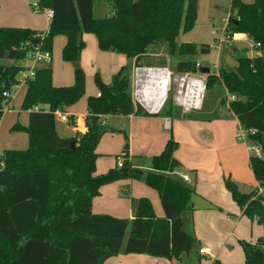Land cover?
<instances>
[{"label":"trees","instance_id":"16d2710c","mask_svg":"<svg viewBox=\"0 0 264 264\" xmlns=\"http://www.w3.org/2000/svg\"><path fill=\"white\" fill-rule=\"evenodd\" d=\"M37 1L42 9L53 12L43 49L51 52L54 37L66 35L65 60L80 59L84 33L95 34L101 50L124 54L131 61L150 57L160 46L169 57H194L211 48L208 44L177 42L182 31L194 26L196 0H105L112 13L99 18L94 15L95 0ZM231 9L236 17L229 19L226 32L248 35L261 54L239 57L235 69L208 72L205 89L209 92L218 85L235 96L229 109L247 132L249 142L261 151V156H250L257 189L244 193L230 179L226 184L243 215L264 227V0H232ZM40 34L31 28L0 27V59L24 62L40 43ZM206 69L194 59L175 63V71L181 74ZM22 70L21 63L0 64V116L8 103L3 93L17 83ZM52 77L50 67L38 68L21 105L22 110L30 111L29 123L23 126L17 122L12 127L28 135V147L4 151L0 264H104L120 254L181 260L198 243L184 230L182 218L193 209L196 190L172 176L181 167L174 156L178 142L173 136L164 150L152 157L153 171L145 173L128 160V136L124 133L126 145L117 156L125 158L123 167L96 174V148L101 138L121 132L105 124L104 117L152 115L132 99V68L123 66L109 84L96 75L100 96L88 99L87 131L69 138L58 134L55 113L66 111L84 96V72L76 68L75 83L66 87L54 86ZM176 110L170 95L159 115L174 116ZM123 179L143 180L156 189L164 216L158 217L152 202L144 197L132 199L131 219L94 214L92 202L100 195V188ZM240 245L245 264H264V236L256 243L241 240Z\"/></svg>","mask_w":264,"mask_h":264},{"label":"crops","instance_id":"0c3cea01","mask_svg":"<svg viewBox=\"0 0 264 264\" xmlns=\"http://www.w3.org/2000/svg\"><path fill=\"white\" fill-rule=\"evenodd\" d=\"M36 1L37 0H0V27L31 28L41 33L47 31L50 27L53 14L49 13L48 9H41L38 12H34L32 5ZM103 11L105 13L108 12V10L106 9ZM229 19L224 29L225 38L224 39L220 38V43L224 41L225 43H228V44L235 43V45H232V47H234L237 51H239L243 49L242 45L246 44L245 42H248V39H249L251 44L254 46V43L246 34L237 33V34L228 35V33L226 32V28H227ZM82 38L85 43V46H84V49L82 51V55L80 58V66L83 67L84 70H86L87 72L86 74L89 76L88 77V87L90 91L88 93L89 94L88 98L87 97L83 98L77 104L66 108V112L68 113L69 118H70L69 122H62L59 118H57L56 126H57L58 134L64 138L73 137L75 135H81L87 131L86 117L88 115V99L90 97H97L99 93L98 87L97 88L96 86L93 87L94 85L93 81H94V78L96 80L97 74L100 76V78L105 84H109L113 80L114 76L119 72V70L123 66H130L132 70L134 71V60L132 61L129 60L124 54L107 52V51L101 50L98 45V38L95 34L84 33ZM67 41H68V38L66 35L60 34L56 36V39L53 41L52 51H51L52 53L51 62L52 63L56 62L57 57L59 58L61 48L67 44ZM177 42L179 44L194 43V42L181 41L180 35L177 38ZM158 50H159V53L157 52V54H152V56L153 55L154 56L163 55V57L166 58V62H164V64L162 65H159L158 67H168L171 70V67L169 64H167V61L169 63L170 62L176 63L175 60L180 61V60L192 59V57H186V56H183V58H181L180 56L169 57L167 53L165 52L164 46H160L157 49H155V51H158ZM222 51L221 53L217 54V63L215 64V66L217 67V73L226 67H230L231 69L237 68L238 59L241 56L239 55L238 58L235 60V57L230 56L228 53L222 54ZM260 54L261 52L258 51L257 55L255 56H258ZM55 56H56V59H55ZM148 59L149 57L147 58V60ZM144 61H146L145 58L142 59L143 65H144ZM21 65L28 66L29 64L26 63V64H21ZM198 65L202 66V64H199V63ZM40 67H50V66L42 64L40 65ZM52 74H53V71H52ZM72 80H73V71L71 70V68H68L64 75L60 76L59 74H56V75H53L52 77L53 85L56 87L71 86L73 85ZM23 88H26L25 89L26 90L25 94H26L27 88H28L27 85L21 84L18 87V90L21 91ZM174 104L176 106V109H177L176 112L178 114L180 112L184 114L191 112V111L186 112L185 109H183L182 106L177 102L176 98H175ZM200 105H201V101L198 102L197 107L193 109L199 110ZM179 110L181 111L179 112ZM11 111L12 109H10L9 112ZM159 113H150L152 114L150 116L109 115V116L104 117L103 122L113 127V125H115L113 119H116V118L125 119L124 126L125 128L129 130L128 132H129L130 141H131L130 142L131 149L134 152L133 155H136V154L141 155L139 151L143 150L144 152L145 150L146 153L151 154L154 157L156 155H159L164 150L169 140L168 133L172 129H174V124L172 122L171 117H165V116L159 115ZM29 115H30V111H29ZM229 115L232 118L233 116H235V114L232 111H230ZM235 118L237 117L235 116ZM166 120L170 121L169 126H166ZM225 121L227 120L219 119L213 123H215L217 130L222 131L223 127L225 128V126L227 125V122ZM238 122L239 121L237 119L236 123ZM28 123H29V117L27 121L21 123V125L26 126L28 125ZM213 123L212 122L211 123L202 122L200 124H197L195 122L193 123L189 122L188 120H182V121L177 120L175 124V128L177 129L182 125L183 126L191 125V124L198 125L199 139L209 142L214 139L213 134L208 129ZM238 125H240V123H238ZM116 129H119V128H116ZM108 134H114V133H108ZM0 143H2V145H0V151H2L3 150L2 148H4L3 152L9 149L22 150L28 147L29 139L26 133L13 131V134H11L10 138L5 141V143L7 144L6 147H4V143L1 142V140H0ZM135 144H137L138 146L134 148ZM135 150H137L138 153H136ZM96 152L98 154V157L96 159V174H102V172L105 173L109 169L117 167V166H114V163L112 161L107 160L108 163L106 162L107 163L106 164L104 158H102V156H104L107 153V143L103 145L98 144L96 148ZM205 152H208L209 154L205 155L204 158L201 160L198 159V161H194V160L187 159L183 155H180L178 151H176L174 156L181 163V167L177 169L176 171H174L172 173V176H175L179 180L183 181L185 184H188L189 182L192 181V178L189 173H185L183 171L186 170V167H189L188 168L189 171H191L197 179L196 191L198 190L199 192L204 194V196L210 197L209 195L211 194L212 191L209 190L208 185L211 184L212 186H214L215 183L217 184V186L220 185V182H219L220 181L219 180L220 179V168L217 165V163L213 160L214 157L212 155L214 154L212 153V151L206 150ZM115 156L117 157L118 155H115ZM128 160L131 162L134 168L141 169L145 173L153 171L151 168V163L148 167L140 164L139 162L134 163L133 159H131L130 157V154L128 156ZM200 162H202L203 164H201ZM197 171H199V173ZM183 175H188L189 180L185 181L182 177ZM133 180L134 179H127V181L119 180V181L102 186L100 188V195H98L97 197L93 199L92 212L94 214H109L111 216L118 217V218H130V219L133 218L132 199H135V198L131 197L132 198L131 200L129 198H126L128 194L131 195V194H134L133 192H135V188L133 186ZM139 181L140 182L138 183L140 184H138L139 188L137 190L140 192V194L136 196L138 198H142V197L148 198L153 204L155 214L158 217H163L165 213H164V209L161 204L160 196L158 195L156 196L150 191L142 190L143 187H145L143 185H147V184L143 180H139ZM205 181L207 183H205ZM131 185L133 186V188ZM258 187H259V184L257 182L256 189ZM195 196L196 195H194L192 199L193 209L191 211H186L182 215L183 227H184V223L186 222L185 218H186L187 213L195 211V206H194ZM219 206H222V205L220 204ZM241 215L244 217L242 211H241ZM237 221L235 220L236 224H237ZM225 226H226V223H224L223 220H209L205 222L204 225H198V226L196 225L195 236L199 242V247L197 248V252L199 248L201 247H209L212 253L211 257H213V260L210 262V264H215V262L217 261L222 264H238L233 260V255L231 252L236 251V253L238 254L240 253V251L243 252L242 247L240 245V241L245 240V241H249L252 243H256L259 237L264 236V235L259 236L257 240L255 241L253 240V236H252L250 240H248V238H246L245 236L233 235L231 231L230 232L227 231ZM198 256L200 257L199 254ZM182 263L184 264V255L182 256L181 260L177 261V260H168V259L160 258V257H154V256L147 255V254H128V255L120 254L118 256L107 259L104 264H182ZM188 264H191V262L188 261ZM244 264H245V257H244Z\"/></svg>","mask_w":264,"mask_h":264},{"label":"rangeland","instance_id":"374dc122","mask_svg":"<svg viewBox=\"0 0 264 264\" xmlns=\"http://www.w3.org/2000/svg\"><path fill=\"white\" fill-rule=\"evenodd\" d=\"M231 1L232 0H196L197 12L194 26L190 31H182L180 33L181 41L194 42L198 45H201L203 43L212 45L210 46L211 48L208 53H199L198 55L192 57V59L197 60L199 64H202L204 68L209 69L213 74L215 72L217 73V67L215 66V64L217 63V54L221 53L222 50V54L228 53L230 56L235 57V60L238 58L239 55L254 58L259 51L251 44L249 39L248 42H245L246 44L242 45L243 49L239 51L232 47V45H235V43L228 44L225 43V41L220 43V38H225L224 29L226 27L228 19L236 17V12L232 11L231 9ZM242 1L246 3H251L254 0ZM105 9L108 10V12L105 13L103 11ZM111 12L112 7L107 1L95 0L94 15L96 17H104L105 15L111 14ZM55 39L56 36L54 37L53 41ZM65 46L66 45L61 48L59 58L57 57L56 59L55 56V63L51 62V64L47 63L45 65L50 66L53 71V75L59 74L60 76L64 75L68 68H71V70L73 71V84L75 83L76 68L80 67L83 70L85 79V94L78 101L80 102L83 98H88V93L90 91L88 87L89 76L86 74V70H84V68L80 66V59L78 61H70L64 59L63 50ZM157 52L159 53V50L154 51L153 54H157ZM180 57L183 58V56ZM145 59L146 61H144V64L150 66L152 65L154 67H158L159 65H162L164 64V62H166V58H164L163 55H151L148 60L147 58ZM177 61L178 60H175V62ZM20 63L26 64L28 62L0 59V64L4 65H15ZM167 64L170 65L171 70L173 71V78H176V76L184 75L175 71V63H169L167 61ZM226 68L228 69L230 67ZM207 76V73L200 70L195 74L191 73L188 78L203 81L204 87L206 88ZM93 84V87L96 86L97 88L95 78ZM187 85V82L181 83L179 80H173L171 89L169 90V93L167 95V102L170 95L172 96L173 103L175 101V97L179 95V92L185 95V92L188 89ZM25 89L26 88H23L21 91H19L17 88V91L12 96L9 106H7V108L12 109V111L9 112V110L8 112H5L0 121V140L4 143V147L7 146L5 141L10 138L11 134H13V125L17 122L21 124L27 121L29 117V111L21 109L23 97L26 91ZM227 96L230 98L231 94H229L226 90H224L221 86L218 85L212 91L209 92H207L205 89V91L203 92V97L201 98V105L199 107V110L191 109V112L187 114H184L180 112L181 110H179V114L177 113L174 116H170L174 124V129H172L168 133V138L173 136L174 140L178 142V148L176 151H178L180 155H183L189 160L198 161V159L201 160L204 158L205 155L209 154L208 152H205L206 150H211L214 154L212 155L214 157L213 160L217 163L220 168V185L217 186L216 183L214 184V186H212L211 184L208 185L209 190L212 191L209 195L210 197L204 196V194H202L198 190L196 191V196L194 198L195 211L187 213L185 218L186 222L184 223V230L187 231L189 234H192L196 238V225H204L205 222L209 220H223V222L226 223L225 228L227 229V231H231L233 235L245 236L246 238H248V240H250V238L253 236V240L255 241L259 236L264 235V227L259 225L256 220H251L250 218L245 216L243 217L241 215L240 207L233 200L232 195L229 189L227 188L226 184V181L230 179L239 187L240 191L244 193H249L257 187V180L252 170L250 161V156L256 155L254 151L252 153L249 152L247 147L248 145L252 144L249 142L247 136H242L241 126L238 125L239 122L236 123L237 118H235V116H233L232 118L229 115L231 110L229 109L230 101L227 99ZM222 99L226 100L225 104L221 103ZM196 100L197 102L199 101L198 97H196ZM195 107H197L196 104ZM182 108L184 109V107ZM219 119L227 120L225 121L227 122V125L225 126V128L223 127L222 131L217 130L215 123H213ZM113 120L115 123L113 127L119 128L121 132L114 134L107 133L101 138L99 145L107 143V153L102 156V158H104L105 160V163H108V161H112L114 163V166H117L118 159L115 155H119L123 152L126 145L124 133H126L128 136L129 154L131 159H133L134 163L139 162L140 164L148 167L151 163L153 155L146 153L145 150L144 152L143 150L139 151L141 155H133L134 152L131 149V141L128 132L129 130L124 126L125 119L116 118ZM177 120H188L189 122H195L197 124H200L202 122H212L213 124L208 129L213 134L214 139L209 142L205 140H200L198 134V125H182L176 129L175 124ZM0 145H2V143H0ZM136 146L138 145L135 144L134 148ZM2 149L4 150V148ZM135 151L136 153H138L137 150ZM121 159L124 160L125 158L121 157ZM200 163L203 164L202 162ZM188 168L189 167H186V170L183 171L185 173H189L192 178V181L189 182L187 185L195 188L196 190L197 179L195 175L191 171H189ZM197 172L199 173V171ZM123 181H127V179H123ZM138 182H140L138 179L133 180L135 192H133L134 194L131 195L128 194L129 197L127 196L126 198H129L130 200L132 199L131 197H134L135 199L138 198L136 196L140 194V192L137 190L139 188L138 184H140ZM205 183L207 182L205 181ZM143 186L145 187H143L142 190L150 191L154 195L159 196V193L156 189L148 187L147 185ZM220 204L222 206H219ZM235 220H238L237 224L235 223ZM128 235L129 233L126 234V237ZM198 247L199 242L194 246L191 252L184 254V264H188V261H190L191 264H210V262L213 260V257H211L212 255L209 257H199L197 252ZM231 253L233 255V260L236 263L244 264V255L242 251H240L239 254L236 253V251Z\"/></svg>","mask_w":264,"mask_h":264},{"label":"built area","instance_id":"2783aa9c","mask_svg":"<svg viewBox=\"0 0 264 264\" xmlns=\"http://www.w3.org/2000/svg\"><path fill=\"white\" fill-rule=\"evenodd\" d=\"M34 12L40 11L42 8L38 1L34 2L32 5ZM48 12L53 14V12L48 9ZM49 35V30L42 32L40 34V43L35 45L33 49L28 53L27 59L25 61L28 62V66H23V70L20 73L19 79L17 83L12 87L10 91H6L3 93L6 101L8 103L5 105L3 109V114L0 116V121L5 112H8L10 108L9 106L13 94L16 92L17 88L20 86L19 84H25L28 86V82L32 80L40 65L50 63L52 60V53L50 50L43 49V42L45 38ZM260 45H258L259 47ZM191 73H184L183 76H176L173 78V71H171L168 67H154V66H142L140 68H134V78L132 81V91L131 96L134 103L138 106H141L144 110L149 113H159L162 111L166 101L169 90L171 89L172 81H183L187 82V90L184 94L179 92L175 98L177 102L184 107L185 111H191V109L196 108L191 105L186 104V100L188 98L190 79L188 78ZM182 83V82H181ZM19 85V86H18ZM100 96V93H98ZM160 96V98H158ZM228 100L231 102L235 100V96L228 97ZM57 118H59L62 122H69L70 118L66 111H57ZM170 125V121L166 120V126ZM242 136L246 137L247 132L242 129ZM248 149L250 153L254 151L256 156H261V151L255 145H248ZM4 152L0 151V169L3 168L4 165ZM125 160V159H124ZM124 160L118 158L117 166L123 167ZM185 181L189 180L188 175L182 176ZM198 254L200 256H211V249L209 247H201L198 250Z\"/></svg>","mask_w":264,"mask_h":264},{"label":"bare ground","instance_id":"6f19581e","mask_svg":"<svg viewBox=\"0 0 264 264\" xmlns=\"http://www.w3.org/2000/svg\"><path fill=\"white\" fill-rule=\"evenodd\" d=\"M183 82V81H181ZM205 91L204 82L200 80L190 79V86H189V93L188 99L186 100L187 105H191L195 107L197 106L198 102L201 101L203 97V92ZM196 97H198L199 101L197 102ZM160 98V96L158 97Z\"/></svg>","mask_w":264,"mask_h":264},{"label":"water","instance_id":"95a60500","mask_svg":"<svg viewBox=\"0 0 264 264\" xmlns=\"http://www.w3.org/2000/svg\"><path fill=\"white\" fill-rule=\"evenodd\" d=\"M142 59H143L142 57H137L136 59H134V68H140L143 66ZM204 72L208 73V72H210V70L206 69V70H204ZM72 146H74V144H72Z\"/></svg>","mask_w":264,"mask_h":264}]
</instances>
